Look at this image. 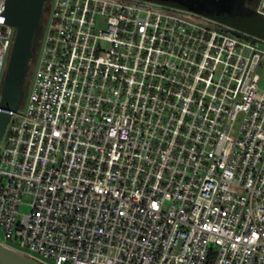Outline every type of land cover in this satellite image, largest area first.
I'll return each instance as SVG.
<instances>
[{"label": "built area", "instance_id": "obj_1", "mask_svg": "<svg viewBox=\"0 0 264 264\" xmlns=\"http://www.w3.org/2000/svg\"><path fill=\"white\" fill-rule=\"evenodd\" d=\"M44 5L0 137L1 243L45 264H264V29L155 0Z\"/></svg>", "mask_w": 264, "mask_h": 264}, {"label": "water", "instance_id": "obj_2", "mask_svg": "<svg viewBox=\"0 0 264 264\" xmlns=\"http://www.w3.org/2000/svg\"><path fill=\"white\" fill-rule=\"evenodd\" d=\"M195 10L250 32L261 33L264 18L247 4V0H155ZM252 1V0H251ZM45 0H5L2 22L16 27L13 49L4 74L0 99V137L11 114L19 109L25 94L30 61L43 31ZM0 264H45L16 252L0 241Z\"/></svg>", "mask_w": 264, "mask_h": 264}, {"label": "rangeland", "instance_id": "obj_3", "mask_svg": "<svg viewBox=\"0 0 264 264\" xmlns=\"http://www.w3.org/2000/svg\"><path fill=\"white\" fill-rule=\"evenodd\" d=\"M259 73H260V75L262 76L261 86H264V62H263V64H262L261 69L259 70ZM1 79H2V78H1ZM236 125H237V127H238V125H239V121H238V123H237ZM27 210H28L27 207H25V208L23 209V211H27ZM2 235H3V232H2V229H1V227H0V237L3 238Z\"/></svg>", "mask_w": 264, "mask_h": 264}, {"label": "flooded vegetation", "instance_id": "obj_4", "mask_svg": "<svg viewBox=\"0 0 264 264\" xmlns=\"http://www.w3.org/2000/svg\"><path fill=\"white\" fill-rule=\"evenodd\" d=\"M254 1L255 0H247V4L250 6V7H252V5L254 4ZM253 8V7H252ZM254 9V8H253Z\"/></svg>", "mask_w": 264, "mask_h": 264}, {"label": "trees", "instance_id": "obj_5", "mask_svg": "<svg viewBox=\"0 0 264 264\" xmlns=\"http://www.w3.org/2000/svg\"><path fill=\"white\" fill-rule=\"evenodd\" d=\"M259 3V0H255L254 4L252 5L253 8H255L257 6V4Z\"/></svg>", "mask_w": 264, "mask_h": 264}]
</instances>
